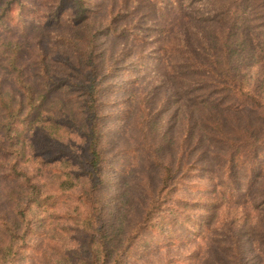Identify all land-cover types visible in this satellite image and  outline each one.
Here are the masks:
<instances>
[{"label": "trees", "instance_id": "1", "mask_svg": "<svg viewBox=\"0 0 264 264\" xmlns=\"http://www.w3.org/2000/svg\"><path fill=\"white\" fill-rule=\"evenodd\" d=\"M261 18L262 0H0V264H250L252 244L264 264ZM181 99L206 133L171 158Z\"/></svg>", "mask_w": 264, "mask_h": 264}, {"label": "rangeland", "instance_id": "2", "mask_svg": "<svg viewBox=\"0 0 264 264\" xmlns=\"http://www.w3.org/2000/svg\"><path fill=\"white\" fill-rule=\"evenodd\" d=\"M217 1H219V0H217ZM262 2H264V0H262ZM261 20L264 22V18H261ZM211 39H213V37H211ZM261 85L264 88V75H263V79L261 81ZM204 107L205 106H202V105H193L191 102H189L188 100H185V99L173 100L167 106L166 113H164L162 115V120L168 121V124H169V127L165 126V128L167 130V134L169 135V138H170V147H168V150H167L168 156H170L171 158H174L176 148H177V141L179 140L180 135L184 131L189 129L188 125L191 126L190 129H192L193 133L196 135L200 132H202L204 134L206 133V130L204 128L203 121H202V117L204 115H206V110L204 109ZM205 108H207V107H205ZM187 120H189V121H187ZM40 123H41L42 130H39L38 134H40L39 135L41 138L40 140L45 141V140H47V137H45V135L42 131H45V129L48 127L49 124L47 125L43 122H40ZM159 125L164 126L160 122H159ZM47 129H49V128H47ZM52 129H54V128L52 127ZM126 143H127V139L124 138L121 143L120 142L117 143L116 148L120 149L121 146L126 144ZM49 161H51V160H49ZM118 161H119V159H118ZM36 162H38V160H36ZM51 162H53V161H51ZM119 166H120V164H119V162H117L113 166V169L110 170V173H109V177H110L109 180L114 187V190H115L114 193L115 194H118L119 192H124L126 187H127V184H128V183L122 184L121 182H119V179L121 178L120 174H118V171H117ZM260 200L261 199L254 200V203L252 205L253 206L252 207V215L250 216L251 220L253 218H256L255 216H258L261 220L264 219V216L261 217L259 215L258 211L256 210L258 207V204L260 203ZM115 203L116 204H119V203L123 204L122 209L117 213V216L115 218L114 230H115V234H118L124 226V222L126 220V214H127L126 210L128 208V205H129V207L131 206V203L129 201V197L127 194L124 195L120 201H117V199H116ZM248 218H249V216H248ZM256 225H257V222H256ZM46 230H47L46 232H47L48 239L52 238L55 234L54 229L53 230L52 229H50V230L46 229ZM248 249L249 250L251 249V251H252V253L249 255L250 264H261L262 259H261V257H259L257 255V253L255 251H253L254 250L253 244L248 246Z\"/></svg>", "mask_w": 264, "mask_h": 264}]
</instances>
